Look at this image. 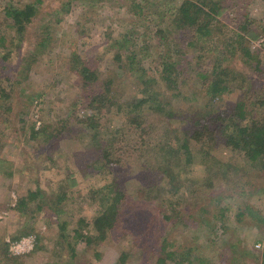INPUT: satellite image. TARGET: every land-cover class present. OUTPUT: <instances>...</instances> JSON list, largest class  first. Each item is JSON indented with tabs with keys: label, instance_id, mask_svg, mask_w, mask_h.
Returning a JSON list of instances; mask_svg holds the SVG:
<instances>
[{
	"label": "rangeland",
	"instance_id": "rangeland-1",
	"mask_svg": "<svg viewBox=\"0 0 264 264\" xmlns=\"http://www.w3.org/2000/svg\"><path fill=\"white\" fill-rule=\"evenodd\" d=\"M172 1L175 4L169 2L162 12L167 16L173 13L174 5L181 0ZM68 2H71L70 11L64 12L61 7ZM26 3L28 0H0V30L1 34L8 37L7 40L15 33L12 28L6 27L7 21L3 17L5 7L12 4L23 7ZM127 7L130 5L125 0H95L94 3H89L88 0H44L38 16L27 29V38L15 41L13 45L6 43L7 48L0 47V98L3 91L10 94L9 99L1 100L0 103L11 108L10 115H5L2 118L4 122H0L3 147L0 150V264H120L121 255L125 251H131L134 255L131 264H140L146 259L150 264L158 263L160 255L156 256L151 251H146V255L141 258L143 248L134 247L136 239L131 233H110L100 244L87 245L85 238L97 234L92 222L104 206L101 189L110 185L114 179L113 174L103 171L92 174L98 142L90 139L87 129L82 130L72 118V123L68 126L71 129L68 131V139L59 142L58 148L51 152H47V146L35 148L34 143L28 139L30 131L27 135V130H32V126L38 130L44 123L50 125L70 118L73 110L71 106L79 96L81 87L78 76L69 68L70 60L75 54L82 59H91L94 64H100L99 67L105 72L115 67H110L116 53L110 45L119 44L124 57L131 55L134 49L130 34L138 32L137 36L140 30L131 29L128 23L131 14ZM239 10L249 14L254 27L264 24V0H242ZM236 11H227L226 19L222 18L224 33L237 28L230 22L233 16L239 21L240 16H236ZM153 20L155 21L151 25L148 24V30L154 32L158 20ZM43 41L46 42L43 53L32 55L37 50V44L41 46ZM151 44L153 47L154 42ZM250 48L264 58V36L250 38ZM220 53L218 56L215 52L212 61L204 67L209 77L219 68L216 61L218 57H221L223 65L229 62L222 58L223 51ZM154 60V57H149L141 65L159 79V65H155ZM138 63L136 60L135 64ZM29 65L31 67L28 69ZM229 65L237 73L245 70L244 63L239 62L238 57H233ZM139 74L140 72L132 76L129 73L125 76L122 83L124 92L118 91L122 103L143 98L144 95L138 88ZM156 88L163 94L162 97L156 96L157 101L170 105V108L177 107L179 102L173 99L172 92L166 93V88L161 83ZM30 96H36L33 102L30 101ZM240 96V90L231 96H225L213 105L212 110H227ZM181 107L186 110L184 106ZM77 111L81 116L92 115L91 110L84 111L80 108ZM151 115L158 126V135L154 136L159 138V135H163L178 147L177 139L172 133L174 129L182 128V122L166 120L161 114L151 112ZM99 118L104 134L101 137L105 142L112 138L111 133L116 132L124 122L123 114L118 115L117 112ZM18 130H23L24 133ZM78 136L83 139L77 140ZM221 141L223 139L217 141L216 147L206 149L221 161L243 166L246 162ZM201 158L202 153L196 154L191 171L179 175L198 187L203 185L206 177ZM119 171L121 173L116 172L119 177L122 176L120 180L123 189L130 199L140 205L139 202L144 200L145 190L137 178L128 179V176L137 174L138 169L133 166L130 174L125 167ZM254 182V188L250 186L248 189L247 183L244 185L247 190L242 197L236 195L234 198L224 199L220 205L223 211L219 208L210 209L213 213L210 217L214 215L215 218L210 219L212 230L196 227V218L189 220L190 216L194 217L199 211V207L190 204L184 221L172 219L163 224L161 219V223H158L153 213L147 214L148 230L142 237L149 234L157 240L159 230H165L168 240L175 243L174 249H170L174 253L172 263L168 264H264V224L261 222L264 220V173ZM162 187L161 185L159 188ZM94 191L100 194H94ZM30 192L38 194L25 209H17L18 201L28 197ZM65 192L67 195H64ZM41 205L43 209L38 210ZM242 208H250L245 216L240 215ZM221 212L226 216L223 222L215 217ZM133 215L137 217L141 214H132L129 210V214L125 216V226L132 222V229L136 230L138 221L132 220ZM82 220L87 222L82 229L84 238L76 239L75 233ZM14 236H19L20 239L15 240ZM30 237L34 239L32 251L21 254L11 251L12 245ZM259 244L261 247L257 248ZM6 245L9 247V254L4 256Z\"/></svg>",
	"mask_w": 264,
	"mask_h": 264
},
{
	"label": "trees",
	"instance_id": "trees-1",
	"mask_svg": "<svg viewBox=\"0 0 264 264\" xmlns=\"http://www.w3.org/2000/svg\"><path fill=\"white\" fill-rule=\"evenodd\" d=\"M43 1L28 0L23 7L14 4L5 7L3 17L7 21L6 27L12 28L15 35L7 40L8 37L1 34L0 30V47L7 48L6 43L13 45L15 41L27 38V29L38 16ZM94 1L88 0L89 3ZM241 1L181 0L174 5L173 13L167 16L165 12L162 13L166 4H175V1L125 0L130 5L127 7L131 14L128 21L130 27L140 30L137 36L138 32L130 30L134 49L131 55L124 57L119 44H109L116 51L110 63V67H115L107 72L101 70L100 64H94L91 59H82L77 54L70 60V70L81 81L80 93L71 106L73 110L70 118L50 125L44 123L38 130L32 126V130H27V135L30 131L28 139L34 143L35 148L47 146V152L54 151L59 142L68 139V131H71L68 126L74 118L82 130L87 129L90 139L98 142L92 174L103 171L113 174L114 179L110 185L101 189L104 206L93 219V230L97 234L85 238L87 245L100 244L110 233H131L136 239L134 247L143 248L141 258L146 255V251H151L156 256L160 255L157 264L172 263L174 253L170 249H174L175 243L168 240L164 229L159 230L157 240L149 234L142 237L148 230L147 214L153 213L158 223L162 221L163 224L172 219L184 221L188 206L194 204L199 207V211L194 217L190 216L189 220L196 218V227L212 230L210 219L215 218L214 215L210 217L213 214L210 209L219 208L223 211L220 205L224 199L234 198L236 195L242 197L247 190L244 185L247 183L248 189L250 186L254 188V180L264 173V58L250 48V38L264 36V24L254 27L249 14L241 13L242 8L239 10ZM70 7L71 2H68L61 9L69 12ZM230 10H237L235 13L237 17L240 16L239 21L231 16L230 22L237 28L224 33L225 26L221 20L226 19ZM153 19L158 20L154 32L148 30L151 22L155 21ZM151 42H154L153 47ZM45 43L41 42V46L37 44V50L32 55H41ZM220 51H223L222 58L225 62L238 57L239 62L244 63L245 70L237 73L229 62L223 65L221 57H218L216 61L219 68L213 71L210 78L204 67L212 61V55L217 52L219 56ZM149 57H154L155 65H159L160 80L142 68L141 63ZM136 60L138 64H135ZM30 67L31 65L28 69ZM138 72V88L144 95L143 98L122 103L118 91L124 92L122 83L125 76L129 73L134 76ZM160 83L166 88V93L172 92L173 99L179 102L177 107L170 108V105L157 101L156 96L163 95L156 88ZM238 90L241 96L231 108L212 110L215 103ZM2 94L0 101L10 98L7 92L3 91ZM35 98L36 96L29 97L32 102ZM80 108L84 111L91 110L92 115H78L77 110ZM10 111V107L6 108L0 103V122H4L2 118L10 115ZM116 112L118 115L123 114V125L111 133L112 138L105 142L101 137L104 134L99 116L114 115ZM151 112L161 114L166 120L182 122V128H176L172 133L177 139L178 147L163 135H159V138L154 136L158 135V126L157 122H153ZM80 137L77 140L83 139ZM219 139H223L222 144L246 163L238 167L214 157L206 147H216ZM2 149L0 140V150ZM198 153H202L206 173L200 187L192 185L189 179L179 177L180 173L187 174L191 171ZM132 165L138 171L137 174L128 176V179L137 178L145 190L144 200L139 202L140 205L127 195L121 184L122 176L119 177L118 174L124 167L130 174ZM161 185L163 187L159 188ZM161 190L167 192L163 193ZM93 193L100 194L95 191ZM37 194L30 192L28 197L18 201L16 208L25 209ZM64 195H67L66 192ZM42 209V205L38 206V210ZM129 210L132 214H141L137 217L133 215L132 220L138 221L136 230L132 229V222L125 226V216L129 214ZM248 210L250 208H242L240 215L245 216ZM221 213L215 217L223 222L226 216ZM251 217L254 218L252 215ZM261 222L264 224V220ZM86 224L85 220L81 221V226L75 233L76 239L84 238L82 229ZM14 239L19 240L20 237L14 236ZM8 249L6 245L4 256L9 254ZM121 256L120 264H131L134 257L131 251H125ZM148 261L142 260L140 264H150Z\"/></svg>",
	"mask_w": 264,
	"mask_h": 264
},
{
	"label": "built area",
	"instance_id": "built-area-1",
	"mask_svg": "<svg viewBox=\"0 0 264 264\" xmlns=\"http://www.w3.org/2000/svg\"><path fill=\"white\" fill-rule=\"evenodd\" d=\"M2 216H0V219ZM34 239L32 237L28 239H24L14 245L11 246V251H15L16 254H21V253H28L32 251L34 245H33ZM261 245H257V248H260Z\"/></svg>",
	"mask_w": 264,
	"mask_h": 264
}]
</instances>
